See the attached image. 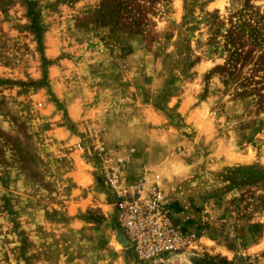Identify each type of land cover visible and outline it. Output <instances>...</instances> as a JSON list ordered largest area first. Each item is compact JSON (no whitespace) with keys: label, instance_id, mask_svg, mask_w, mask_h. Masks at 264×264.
I'll return each mask as SVG.
<instances>
[{"label":"rangeland","instance_id":"374dc122","mask_svg":"<svg viewBox=\"0 0 264 264\" xmlns=\"http://www.w3.org/2000/svg\"><path fill=\"white\" fill-rule=\"evenodd\" d=\"M152 186L188 238L147 261ZM227 263L264 264V0H0V264Z\"/></svg>","mask_w":264,"mask_h":264},{"label":"built area","instance_id":"2783aa9c","mask_svg":"<svg viewBox=\"0 0 264 264\" xmlns=\"http://www.w3.org/2000/svg\"><path fill=\"white\" fill-rule=\"evenodd\" d=\"M116 206L118 226L140 259H160L177 251L188 238L154 186L142 195L119 196Z\"/></svg>","mask_w":264,"mask_h":264},{"label":"trees","instance_id":"16d2710c","mask_svg":"<svg viewBox=\"0 0 264 264\" xmlns=\"http://www.w3.org/2000/svg\"><path fill=\"white\" fill-rule=\"evenodd\" d=\"M176 211L178 212V211H180V209L177 207V208H176ZM227 264H231V263H227Z\"/></svg>","mask_w":264,"mask_h":264}]
</instances>
